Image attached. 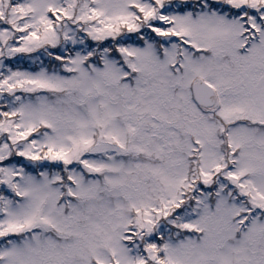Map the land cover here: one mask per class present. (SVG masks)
Instances as JSON below:
<instances>
[{
  "label": "snow or ice",
  "instance_id": "snow-or-ice-1",
  "mask_svg": "<svg viewBox=\"0 0 264 264\" xmlns=\"http://www.w3.org/2000/svg\"><path fill=\"white\" fill-rule=\"evenodd\" d=\"M0 264H264V0H0Z\"/></svg>",
  "mask_w": 264,
  "mask_h": 264
}]
</instances>
